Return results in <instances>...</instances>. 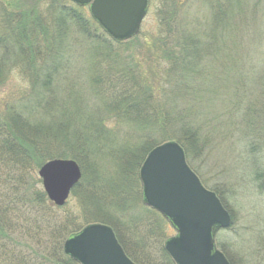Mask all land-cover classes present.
I'll use <instances>...</instances> for the list:
<instances>
[{
	"label": "trees",
	"instance_id": "trees-1",
	"mask_svg": "<svg viewBox=\"0 0 264 264\" xmlns=\"http://www.w3.org/2000/svg\"><path fill=\"white\" fill-rule=\"evenodd\" d=\"M45 1L48 0H0L6 3L0 22V52L8 53L2 65L22 63L24 58L31 60L32 64L41 56L46 55L47 58L43 61V67L35 68L32 64L36 84H31V91L22 100H0V264H79L65 255L64 242L94 222L110 226L127 256L136 264H175L164 250V242L171 236L168 229L172 228L160 214L143 205L139 174L148 154L166 142L180 144L187 159L196 154L191 147L196 142L194 136L198 141V131L201 133L199 126L193 122L191 112L178 111L184 107L174 105L172 97L164 94L171 85L177 89L171 93L172 96L183 90L188 96L192 95L194 88H191L193 84H189L188 79L190 76L195 79L198 53L189 52L193 47H189L188 39H180L186 33L182 32L185 28L175 23V19L170 18L165 24V33L145 38L143 44H136L141 39L140 35L130 42L120 43L112 40L85 13L84 8L76 4V7L68 6L69 2L73 3L71 0H51L55 1L53 4H66L58 8L52 5L42 14L41 5ZM224 2L229 3L227 0ZM75 35L84 39L87 49L93 52L87 59H96L101 66L104 63L112 66L109 73L102 72V76L93 84V90H90V95L103 100L102 113L111 114V117L105 114V119L102 115L101 127L133 124L139 127L143 135L136 138V145L126 147L127 151L122 152L124 154L111 156V160L118 165L117 169L120 167L112 184L101 183L95 175L94 185L84 192L88 199L94 194H100L106 200L111 198V201L123 199L125 208L132 214L129 221H123L122 212L127 210L120 208L117 211V206H114L112 209L117 214H96L97 221L86 217L83 226L67 232L65 225L69 223L65 215L62 220L55 217L52 223L47 220L45 212L56 208L44 191L36 190V172L48 161L58 158L82 164V155L87 154L91 159L92 155L98 154L96 150L111 152L115 146L112 145L114 138L111 139L104 131H92L94 125L89 120L81 121L85 116H81L79 95L72 92V87L66 91L60 86L63 85L59 83L61 68H67V58L74 57L70 56V51L83 42ZM136 50L141 51L135 54ZM126 54L129 56L124 57ZM177 67L178 71H189L187 84L171 83L177 78ZM42 74L45 75L44 81L41 80ZM217 79L216 76L213 78L214 84ZM107 85L111 86V91H107ZM189 101H194L193 96ZM33 113L46 114L45 120H54L52 118L58 116L67 123L71 122L68 125L73 131L70 132L67 125L66 132L64 126L62 128V124H65L62 121L61 125H51L54 128L50 132L48 124H35ZM40 127L46 130L40 131ZM156 130L161 132L162 141L152 138ZM248 133L256 134V131L248 130ZM138 144L144 148L142 157L136 155L135 147ZM58 149L61 152H57ZM81 183L73 195L82 200ZM129 192L132 194L127 195ZM106 210L111 212L110 209ZM125 228L130 236L137 239L138 245H143L144 249L138 256L130 255L124 246L122 233L126 236L123 232ZM140 228L147 234L140 235ZM154 235L159 236L158 244L151 243Z\"/></svg>",
	"mask_w": 264,
	"mask_h": 264
},
{
	"label": "rangeland",
	"instance_id": "rangeland-1",
	"mask_svg": "<svg viewBox=\"0 0 264 264\" xmlns=\"http://www.w3.org/2000/svg\"><path fill=\"white\" fill-rule=\"evenodd\" d=\"M224 1L149 0L148 14L141 29V39L136 44H143L145 38L165 33V24H168L170 18L185 28L182 32L186 33L182 34L180 39H188L189 47H193L189 52L194 54L196 51L199 56L195 61V64L197 63L195 79L190 76L189 71H178L177 67L175 69L177 78L172 79L171 83L187 84L186 79L189 75V84H193L191 88L194 90L192 95L188 96L180 87L184 92L177 91L176 95L172 96L171 93L177 89L169 85L164 95L171 96L174 105L184 107L178 111L192 113L193 122L199 126L201 133L198 131V141L194 136L196 142H193L195 144L191 148L196 154L187 159V163L207 189L219 194L223 206L232 217L231 227L221 230L216 235L217 248L228 257L231 264H264V0H227L229 3ZM54 2L45 1L41 5L42 14H45L52 5L58 8L63 3L66 4V2L53 4ZM69 3L68 6L76 7L75 4ZM5 6L6 3L0 2V22ZM85 13L90 16L89 8L85 9ZM41 35L43 36L42 32ZM80 39L83 42L70 51V56L74 57L67 58L69 60L67 68L66 66L61 68L62 78L59 83L63 84L60 86L66 91L72 87V92L79 95L83 112L81 116H85V119H81L80 116L81 121L89 120L94 125L92 131L96 130L97 133L104 131L111 139L114 138L112 145L115 146L111 152L96 150L98 154L92 155L91 159H88L87 154L82 155L84 161L78 164L82 171L80 187L82 200L73 195L79 183L71 192L64 207L54 205L56 209L45 212L47 220L51 223L55 217L62 220L65 215L69 223L65 225L67 232L83 226L86 217L97 221L99 219L96 214L104 216L117 214L112 209L114 206H117V211L120 208L127 210L123 199L111 201V198L106 200L102 195L94 194L90 200L84 192L94 185L95 175L100 178L101 183L112 184L120 167L117 169L118 165L111 160V156L124 154L122 152L127 151L126 147L136 145L138 142L136 138L143 135L139 127L133 124L101 127L102 115L104 114L105 119V114H109L110 117L111 114L105 111L102 113L103 100L90 95V90H93V84L102 76V72L109 73L108 70L112 66L107 63L101 66L98 60L87 59L86 57L93 55V52L85 46L86 41L81 37ZM140 51L136 50L134 53ZM185 52L186 49L183 53ZM5 55L8 53L0 52V84H4L0 86V100L20 101L31 91V84H36L34 67H43V61L47 58L45 55L37 58L38 60L35 59V63L32 62L34 67L28 58L22 59V63L2 65L5 63ZM126 56L129 54L124 55ZM179 68L182 69L183 66ZM215 76L218 78L216 84L213 80ZM41 80H45V75L42 74ZM107 84L110 83L107 81ZM106 89L111 91V86L107 85ZM22 94L24 95L21 97ZM192 96L194 101H189ZM38 114L33 113L35 124L38 122L48 124L50 132L54 128L51 126L53 124L61 125L63 121L65 124H62V128L64 126L66 131V126L71 123L59 119L58 116L52 118L56 121L45 120L46 114ZM69 127L71 129L69 131L72 132V127ZM39 129L46 130L42 127ZM248 130H255L256 134H249ZM153 133L152 138L160 141L161 132L156 130ZM70 146L73 148L71 143ZM135 148L138 152L136 155L141 156L144 148L141 145ZM57 152H61V149ZM40 169L34 179L35 188L44 191L39 177ZM131 194L129 192L127 195ZM83 201L86 209L82 206ZM106 209H110L111 212ZM122 214L123 221H129L132 216L128 210ZM92 215L94 217H91ZM117 218L120 220V217ZM140 230V235L147 234L143 232V228ZM123 232L126 235L122 233L125 248L130 255L138 256L144 249L143 245L137 244V239L128 234L127 228ZM168 233L170 237L176 234L172 229H168ZM158 242L159 236L154 235L151 243Z\"/></svg>",
	"mask_w": 264,
	"mask_h": 264
},
{
	"label": "water",
	"instance_id": "water-1",
	"mask_svg": "<svg viewBox=\"0 0 264 264\" xmlns=\"http://www.w3.org/2000/svg\"><path fill=\"white\" fill-rule=\"evenodd\" d=\"M89 7L92 18L117 42L139 35L147 15L148 0H71ZM51 202L63 207L82 172L73 160L56 159L39 171ZM140 179L144 204L159 212L176 231L165 243L175 264H230L216 247L215 236L232 224L229 212L215 193L202 185L176 142L162 144L146 158ZM64 253L79 264H135L124 252L113 229L90 225L64 243Z\"/></svg>",
	"mask_w": 264,
	"mask_h": 264
}]
</instances>
